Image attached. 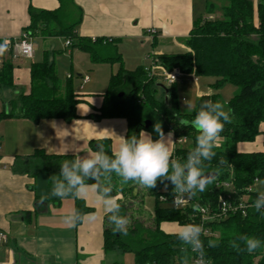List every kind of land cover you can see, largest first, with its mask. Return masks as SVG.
Segmentation results:
<instances>
[{
    "label": "trees",
    "instance_id": "trees-1",
    "mask_svg": "<svg viewBox=\"0 0 264 264\" xmlns=\"http://www.w3.org/2000/svg\"><path fill=\"white\" fill-rule=\"evenodd\" d=\"M56 10L28 7L30 25L24 32L34 39L62 38L69 41V49H80L89 53L93 62L122 61L117 50V42L112 38L95 39L81 37L77 28L83 19V12L74 0H58ZM206 13L195 18L193 27L184 40L185 50L172 54L152 55L153 64L167 70L179 69L186 74L213 77L215 87L226 83L239 89V93L229 101L232 109L231 123H226L217 146L216 156L205 162V172L218 173L216 183L207 191L200 193L189 205L175 208L173 185L167 181H157L156 187L148 189L133 181L124 183L112 173L110 177L102 174L99 180L86 179L87 185L99 184L98 193L111 187V194L118 198L121 215L129 220L127 235L115 233L108 216L104 222L103 248L106 253L121 251L134 255V264H184L185 246L173 233L163 230L164 224H202L205 232L200 239L204 244L205 260L211 264H264V243L253 253L246 250L237 252L230 241L240 234L256 236L264 242V215L257 213L251 204L257 192L253 186L264 181V151L243 153L237 150L240 143H251L261 134L260 125L264 123V0H205ZM223 1L222 16L215 18L216 3ZM0 91L16 90L14 83V64L11 52L6 51L0 41ZM113 47L114 55H102L103 48ZM48 51L40 62L30 66V91L20 93L11 101L12 109L0 113V121L9 118L28 119L34 123L42 120L61 119L70 122L79 118L77 106L81 95L75 91L72 77L62 80L57 74L55 61L49 60ZM149 66H139L134 70L122 67L110 77L108 88L103 95L100 109L89 118L125 119L127 133L125 138L147 131L152 139L158 138L153 125L159 121L164 133L172 131L176 139L173 154L177 160L186 161L187 154L196 145L197 131L180 125V119H191L204 100L218 101L216 94L198 97L195 111L183 114L179 109L174 85L168 86V97L156 84L158 80L150 76ZM161 91V92H159ZM123 93V97L119 95ZM150 124L147 126V124ZM189 142L183 147L182 142ZM97 144L103 145L107 155L113 156L111 142L101 140L91 143L94 150ZM75 156L49 155L44 150H36L31 156L17 158L13 166L16 173L37 174L47 171L51 183L62 179L61 164L73 161ZM167 184V188H165ZM227 184V186L225 185ZM142 187V188H141ZM145 196L153 199L152 226L135 219L126 200L137 201ZM161 197L167 198L162 201ZM221 200L231 207L223 212ZM199 202L208 212L209 220H204L199 212H194L192 204ZM143 202V201H142ZM239 205L243 209L233 210ZM129 207V208H128ZM91 211L82 200L76 201V216L82 219ZM264 211V209H262ZM244 213V214H243ZM82 220L76 221L80 224ZM218 246L209 247V242ZM243 248V244H241ZM188 264L196 257L189 249Z\"/></svg>",
    "mask_w": 264,
    "mask_h": 264
},
{
    "label": "crops",
    "instance_id": "crops-1",
    "mask_svg": "<svg viewBox=\"0 0 264 264\" xmlns=\"http://www.w3.org/2000/svg\"><path fill=\"white\" fill-rule=\"evenodd\" d=\"M74 1L83 12L82 22L77 28L81 37L112 38L117 44L128 41L141 48L147 42L153 46L161 42L160 51L148 53L146 58L141 55L138 67L151 66L154 54H172L166 52L165 48L172 46L185 50L184 40L197 17L194 0ZM253 1L256 5L257 0ZM30 4L42 10H56L60 6L58 0H0L1 42L20 37L30 25ZM149 30H155L156 34L149 35ZM39 38L46 40L43 37L35 38V48ZM35 57L34 53L32 59L19 57L13 60L16 90L0 91V113L12 109L10 102L16 95L29 93L30 66ZM113 73L114 67L108 75L109 80ZM67 75L66 78L72 77L71 74ZM78 76L81 79L80 90L84 85L91 84L92 79L88 75ZM185 76L186 80L177 82L174 87L187 81L193 82L190 74ZM85 77L89 79L86 83ZM162 83L156 81L158 88L164 91ZM105 93L80 94L81 103L77 106L79 118L70 122L55 119L34 123L22 118L0 121V231L7 235V240L0 243V264H118L103 248L104 222L108 213L97 189L89 187L88 194L83 198H77L73 190L61 199L52 196L54 183H51L47 171L37 174L13 171L18 157L31 156L36 150H44L55 156L84 157L95 152L91 143L109 140L115 153L121 137H126V120L115 118L95 121L89 118L102 106ZM203 95L210 94L198 96ZM259 129L261 134L254 142L238 144L239 152L264 151V123ZM172 139L170 148L174 152V135ZM43 196L49 199L41 202ZM77 200H82L91 209L89 213H94L96 218L89 219L87 213L80 224L71 226L64 218L76 217ZM162 227L167 233H175L179 228L176 224H164Z\"/></svg>",
    "mask_w": 264,
    "mask_h": 264
},
{
    "label": "clouds",
    "instance_id": "clouds-1",
    "mask_svg": "<svg viewBox=\"0 0 264 264\" xmlns=\"http://www.w3.org/2000/svg\"><path fill=\"white\" fill-rule=\"evenodd\" d=\"M0 46V52H2ZM187 109H191L190 100H185ZM232 109H225L220 101L211 99L204 100L198 111L191 119H180V125L194 128L196 145L187 154L186 161L173 158L170 143L173 142V132L169 131L165 136L161 122L157 121L153 125V130L158 134V138L153 140L150 133L140 131L139 135H132L129 138L121 137L118 150L113 156L107 155L103 145L97 144L95 152H90L87 156H75L73 161H64L61 164V180L54 182L52 196L63 199L69 192H73L77 198H83L88 194L89 187L99 188V184L87 185L86 179L98 181L102 174L108 177L115 173L124 183L133 181L136 184L152 189L156 187L157 181L167 180L173 185L174 199L173 206L182 207L187 201L197 198L200 193H204L211 185L216 183L217 174L215 172H205V162H211L216 156L214 148L220 139V134L224 130L226 123H231ZM264 184V181H259ZM167 188V184H165ZM111 187L103 190L102 204L109 214L108 219L114 226L115 233L127 235L129 220L121 215V205L118 198L111 194ZM49 199L47 196L41 198V202ZM161 199H165L161 197ZM251 207L261 215H264V191H258ZM194 212L204 213L206 208L198 201L192 204ZM89 219L94 220L95 214L89 213ZM65 222L71 226L76 221L82 220L80 216H65ZM205 229L202 224H185L180 226L175 233L177 239L185 246L181 250L186 253L184 264H188L189 249L196 253L194 264H211L205 260L204 244L200 239ZM262 240L256 236L240 234L230 241V245L237 252H255L262 246ZM243 244V248L241 247ZM218 246L217 242H209V247Z\"/></svg>",
    "mask_w": 264,
    "mask_h": 264
},
{
    "label": "rangeland",
    "instance_id": "rangeland-1",
    "mask_svg": "<svg viewBox=\"0 0 264 264\" xmlns=\"http://www.w3.org/2000/svg\"><path fill=\"white\" fill-rule=\"evenodd\" d=\"M195 2V15L198 17L206 13V1L205 0H194ZM216 3L215 18L222 16L221 6L223 1ZM37 46L34 50L36 57L33 62L42 61V57L45 50H49V60H54L56 64L57 74L62 80H66L67 74H71L74 81V88L80 94L86 93H105L109 83V73L114 67V72L117 73L122 67L123 69L134 70L140 63L141 55L148 56V53L158 52L161 48V42L155 46L150 43H146L142 48L135 43L124 41L122 44H117V50L122 55L121 63L119 61H112L107 63L92 62L88 52L80 49H69L64 47V40L59 38H52L46 40L39 38L37 39ZM166 52L177 53L180 52V48L170 47L165 48ZM71 51V52H70ZM102 55L111 56L114 55L113 47H106L102 50ZM40 55V57H39ZM138 60V62H136ZM78 75H88L92 80L90 85H84L83 89L80 90L81 79ZM197 78V82L183 83L175 87L176 94L178 97L179 109L183 114H192L195 111L197 99L199 94H216L218 101L222 102L225 109L229 108V101L239 93V89L232 84L226 83L221 87H215L214 84L216 79L213 77L202 76ZM185 78H187L185 76ZM184 77L180 78L178 82L186 80ZM188 80V79H187ZM191 80V75H190ZM162 85L168 88L166 82ZM185 100H190L192 107L187 109V105L184 103ZM166 135V134H165ZM183 147H188L189 142L183 141ZM142 188V187H141ZM253 190L264 191V184L257 182L253 186ZM143 201V202H142ZM124 204H127L131 208L132 215L135 219L144 222L147 226H152L153 218V199L145 196L143 200L138 198L135 201L126 200ZM128 207V208H129ZM113 256V261L118 264H134V255L130 252H121L119 250L108 253ZM106 264V262L104 263Z\"/></svg>",
    "mask_w": 264,
    "mask_h": 264
},
{
    "label": "built area",
    "instance_id": "built-area-1",
    "mask_svg": "<svg viewBox=\"0 0 264 264\" xmlns=\"http://www.w3.org/2000/svg\"><path fill=\"white\" fill-rule=\"evenodd\" d=\"M149 35L154 36L156 34L155 30H149ZM4 46L6 47V51L11 52L12 54V59H17L19 57H25L32 59L34 57V49H35V41L34 38L27 32H23L20 37L15 38V39H7L3 41ZM66 48L70 46V42L66 41L65 42ZM2 63V59H0V65ZM149 71H150V76L157 78L161 82H166L168 86L176 84L180 78L186 75V73L182 72L179 69H173V70H167L163 66L157 65V64H152L149 66ZM191 79L193 80L194 83L197 82V78L195 77L194 73H191ZM88 77L84 78V83L88 82ZM173 158L177 159L176 156L173 154ZM227 186V184H225ZM165 198V197H164ZM174 199V198H173ZM162 201H166L167 198L161 199ZM173 201V200H172ZM191 201H187L186 204L182 207H175V208H183L189 205ZM173 205V203H172ZM221 205L223 208V212H227V210L231 207L226 205V202L221 200ZM244 206L239 205L237 207H232L233 210H239L243 209ZM202 218L204 220H209L210 217L208 216L207 210L202 214L200 213ZM244 214V213H243ZM7 240V235L0 231V243H3ZM196 258V257H195ZM194 258V259H195ZM194 259L192 260L191 264H194Z\"/></svg>",
    "mask_w": 264,
    "mask_h": 264
},
{
    "label": "water",
    "instance_id": "water-1",
    "mask_svg": "<svg viewBox=\"0 0 264 264\" xmlns=\"http://www.w3.org/2000/svg\"><path fill=\"white\" fill-rule=\"evenodd\" d=\"M162 88H163V90H164V92H165V94H166V100H167V97H168V90H167V88L166 87H164V86H162ZM123 93H121L119 96L120 97H123ZM150 124L148 123L147 124V126H149ZM217 174V177H218V173H216Z\"/></svg>",
    "mask_w": 264,
    "mask_h": 264
}]
</instances>
